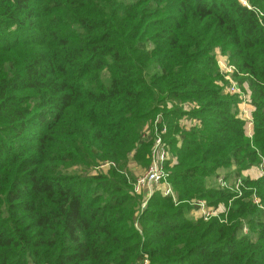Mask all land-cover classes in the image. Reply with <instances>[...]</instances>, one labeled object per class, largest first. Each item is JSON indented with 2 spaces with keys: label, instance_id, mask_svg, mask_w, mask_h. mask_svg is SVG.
<instances>
[{
  "label": "trees",
  "instance_id": "16d2710c",
  "mask_svg": "<svg viewBox=\"0 0 264 264\" xmlns=\"http://www.w3.org/2000/svg\"><path fill=\"white\" fill-rule=\"evenodd\" d=\"M246 2L0 0V264H264L255 206L205 184L264 156V0ZM216 53L247 77L251 139ZM161 112L176 200L155 192L139 233L127 159L147 166L142 129ZM100 160L108 178L71 171ZM195 198L227 206L222 221L189 218Z\"/></svg>",
  "mask_w": 264,
  "mask_h": 264
},
{
  "label": "rangeland",
  "instance_id": "374dc122",
  "mask_svg": "<svg viewBox=\"0 0 264 264\" xmlns=\"http://www.w3.org/2000/svg\"><path fill=\"white\" fill-rule=\"evenodd\" d=\"M215 61H216V65L219 69V72L222 75L223 80L226 82L225 89L228 88V86L230 85V80L236 83L237 81L232 76L233 73H236L235 72L236 70H235L234 66L232 65V63L229 61V58L226 55H220V54L216 53ZM236 74L238 75V77H237L238 82L239 83L241 82L240 84H242V87L240 85H239L240 88L238 87L239 90L241 89L240 91H241L242 95L240 97L241 100L238 99L236 112H237L238 118L242 121L244 135L246 138L249 139L250 137L248 136L247 132H249L250 135H252L251 130L253 128V117H252L253 107L251 105V98L249 97V84L247 82V77L244 74H240V73H236ZM218 84L221 85V82H218ZM225 92H226V90H225ZM173 106H175V104L172 103L171 107H168L166 105L165 108L170 109ZM162 113L163 112H161L159 114H162ZM191 117L195 118V116H191ZM197 121L198 120L193 121L190 125L197 123ZM153 122H154V120H153ZM150 125H152V124L147 123V125H145V126H150ZM196 126L197 125L192 126L191 128L196 127ZM178 127L182 131V130H185V128H188L190 126L186 127L185 125H179ZM191 128H189V129H191ZM185 131H188V130H185ZM142 133H143V129H142ZM151 141H152V139H147V142L150 143V145H151ZM149 151H150V147H149ZM149 151L145 155L146 161H148ZM258 158H259L258 164H255V165L248 168L251 171V175L248 177L243 176L244 178H242V175L236 177L234 175V173L232 172V171H234V169H229V170L228 169L227 170L219 169L218 171H216L213 174L209 173L210 177L205 179L206 187L207 186H216L217 179L219 177H221L223 180L226 181V187H227L226 190L230 191V193H232V195H234V198L237 196L238 197L242 196L241 198H243V200H249L256 208V214L252 217L253 221H257V220L263 221L264 220L263 214L262 215L259 214V211H262L264 213V199H262L261 198L262 196L259 195V194H261V192H259L260 190L257 189V187L254 185L255 182L258 180H263L262 182L264 184V174L262 173V169L264 170V166L262 167V169L259 166L262 163L264 164V156L259 153ZM129 159H133L132 155H129ZM129 159H127V169H128V160ZM109 163H111V162H109ZM104 164H106V163H104L103 160H100V161L94 162V164L89 165V166H85V167L78 166V167H76V169H73L71 171L74 173L73 175H76L78 178L90 179L92 176H98L99 178H108L109 173L112 170L116 169L117 166H116V163H114V162H113V164H109V166H104ZM135 165H137V164L134 163L133 166H135ZM140 165L141 164H139V166ZM101 166H104V168L101 169L100 168ZM140 170L144 171L145 168L140 166L137 168L136 172H138ZM128 171H129V169H128ZM129 172L132 173V171H129ZM225 173H226V175H225ZM129 176L130 175H128V177ZM134 179L135 178L133 176V180L130 179V182H133ZM210 189H213V188H210ZM214 189L219 190L218 188H214ZM129 192H131V189ZM263 193L264 192L262 191V194ZM133 196H135L136 198H138L140 200V204H139L138 208H136L135 214L133 216V226L139 233H141L140 232V226L141 225L139 224L138 218L144 212V210H146L148 208V202L151 199V197L146 201L143 196H139V195H133ZM199 202H203L205 204V206H208L210 213L202 214L201 211L198 209L200 207ZM186 205H188L191 208L189 211V213H191L189 215V218H191L192 220H195L197 218L202 217L204 221L212 220L214 218H216V220L218 219L219 221H222L219 213L223 212L225 210V208L227 210V206L225 207L224 205H222V203H218V205L216 204L215 206H213V205L208 204L206 199L203 200V199H198V198L191 199L188 201H184V203H182V204L180 203V206H186ZM243 223H246V222L243 221ZM252 224L253 223H251V225ZM240 233L244 234V235L250 234L253 237V234L249 233V229H248L247 224L242 225ZM137 264H146V261H143L142 263H137Z\"/></svg>",
  "mask_w": 264,
  "mask_h": 264
},
{
  "label": "built area",
  "instance_id": "2783aa9c",
  "mask_svg": "<svg viewBox=\"0 0 264 264\" xmlns=\"http://www.w3.org/2000/svg\"><path fill=\"white\" fill-rule=\"evenodd\" d=\"M239 1L242 5L250 9V6L245 0ZM238 87L239 85L237 84V82L235 83L230 80V85L225 90L230 95H237L238 98L241 100L240 97L242 93L240 91L241 89L239 90L240 87ZM155 126L156 128L152 137L150 151L148 155V164L145 167V170L135 177L132 183L131 193L133 195H142L147 201L150 197H152L155 192H160L162 196L170 197L175 202L176 195L169 181L168 171V166H172V164L175 162V157L171 155L170 147L166 142L165 137L163 136L166 132V129L164 127L159 129L157 125ZM247 134L249 137H251L249 132H247ZM104 163H106L104 164V166H109V164H113L109 162ZM104 166H101L100 168L103 169ZM259 166L262 169L264 164L262 163ZM262 173L264 174L263 169ZM217 185L219 188L223 189L226 187V181L219 177L217 179ZM199 206L200 207L198 209L201 211L202 214L210 213L209 207L205 206L203 202H199Z\"/></svg>",
  "mask_w": 264,
  "mask_h": 264
},
{
  "label": "crops",
  "instance_id": "0c3cea01",
  "mask_svg": "<svg viewBox=\"0 0 264 264\" xmlns=\"http://www.w3.org/2000/svg\"><path fill=\"white\" fill-rule=\"evenodd\" d=\"M189 104H191V103H189V102L184 103L183 102V103L179 104V107L182 108V110L184 112V115L181 116L178 119L177 124H178V126L179 125H185L186 127L190 126L188 128H185V130H189V128H191L192 126L198 125L200 123L197 117L192 118L191 117L192 115L188 114V112L190 111V109L192 107L191 105H194V104H191V105H189ZM167 106L171 107V104L167 103ZM195 120H198L197 123H195L193 125H190ZM151 124L152 125H150V126H145L144 129H143V134L144 135L142 136V140H144V142H147V139H152V137L154 135V132H155V128H156L155 125H157L159 129L162 128V127H164L166 129V132L163 135L164 137H166V134H167V131H168V127H167L166 123L163 120L162 114H158L154 118V123H151ZM179 144H180V141H179ZM128 159H129V156H128ZM134 163L137 164V165L133 166ZM140 166H139V163H137L135 160H133V159H129L128 160V169H129V171H132L131 174L134 176V178L136 176H138L139 174H141V172L143 171V170H140V171L136 172L137 168L140 167ZM225 175H226V173H225ZM241 175H242V177L243 176H247L248 177V176L251 175V171L249 169L244 170Z\"/></svg>",
  "mask_w": 264,
  "mask_h": 264
}]
</instances>
